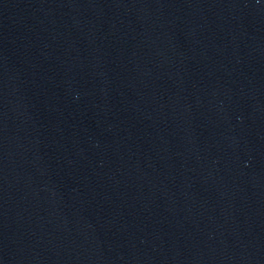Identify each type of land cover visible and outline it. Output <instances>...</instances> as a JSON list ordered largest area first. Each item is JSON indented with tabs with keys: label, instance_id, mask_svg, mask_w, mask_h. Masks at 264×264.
<instances>
[{
	"label": "water",
	"instance_id": "water-1",
	"mask_svg": "<svg viewBox=\"0 0 264 264\" xmlns=\"http://www.w3.org/2000/svg\"><path fill=\"white\" fill-rule=\"evenodd\" d=\"M0 264H264V0H0Z\"/></svg>",
	"mask_w": 264,
	"mask_h": 264
}]
</instances>
